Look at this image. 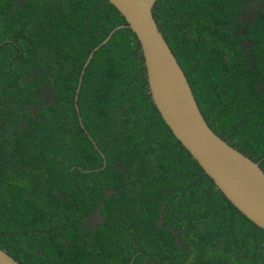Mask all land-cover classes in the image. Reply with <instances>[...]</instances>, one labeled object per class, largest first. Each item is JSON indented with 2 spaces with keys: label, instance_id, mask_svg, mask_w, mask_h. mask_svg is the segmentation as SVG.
<instances>
[{
  "label": "trees",
  "instance_id": "obj_1",
  "mask_svg": "<svg viewBox=\"0 0 264 264\" xmlns=\"http://www.w3.org/2000/svg\"><path fill=\"white\" fill-rule=\"evenodd\" d=\"M153 13L209 125L264 169V0ZM122 24L108 0H0V246L22 264H264V229L162 118L133 30L83 73Z\"/></svg>",
  "mask_w": 264,
  "mask_h": 264
},
{
  "label": "water",
  "instance_id": "obj_2",
  "mask_svg": "<svg viewBox=\"0 0 264 264\" xmlns=\"http://www.w3.org/2000/svg\"><path fill=\"white\" fill-rule=\"evenodd\" d=\"M108 1L121 12L127 24L117 26L95 47L84 65L83 73L94 52L116 30L131 28L141 44L151 96L162 118L226 197L264 229V169L209 125L187 75L153 13L159 0ZM81 81L80 78L78 93ZM82 125L85 127L84 123ZM0 264L22 263L0 246Z\"/></svg>",
  "mask_w": 264,
  "mask_h": 264
},
{
  "label": "flooded vegetation",
  "instance_id": "obj_3",
  "mask_svg": "<svg viewBox=\"0 0 264 264\" xmlns=\"http://www.w3.org/2000/svg\"><path fill=\"white\" fill-rule=\"evenodd\" d=\"M256 6L259 8L260 5L257 3V2H250L248 7H247V10L243 13H241L239 16H238V19L239 20H246L248 19V21H253L255 20L258 16H260V12L258 10V8H256ZM245 27H246V24H245ZM250 48V51L247 53V58H248V61L250 62V65L253 66V63H254V56L252 55L251 53V44L249 46ZM258 85H259V89L264 92V77L262 76L260 79H259V82H258ZM44 92L42 93L43 97H44V100L45 101H51L52 99V94H51V90H49V87H45L44 88ZM37 109V107L35 108V110ZM87 221L91 224H94V225H98L102 222V217L100 215V213L96 210H94L92 212V215L91 217H89L87 219Z\"/></svg>",
  "mask_w": 264,
  "mask_h": 264
}]
</instances>
